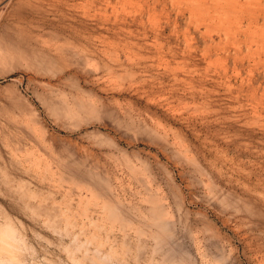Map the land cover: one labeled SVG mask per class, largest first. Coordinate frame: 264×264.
I'll use <instances>...</instances> for the list:
<instances>
[{
    "label": "rangeland",
    "instance_id": "1",
    "mask_svg": "<svg viewBox=\"0 0 264 264\" xmlns=\"http://www.w3.org/2000/svg\"><path fill=\"white\" fill-rule=\"evenodd\" d=\"M0 264H264V0H0Z\"/></svg>",
    "mask_w": 264,
    "mask_h": 264
}]
</instances>
